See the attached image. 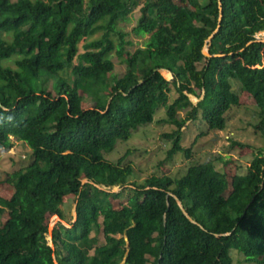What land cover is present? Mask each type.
<instances>
[{
  "label": "trees",
  "instance_id": "trees-1",
  "mask_svg": "<svg viewBox=\"0 0 264 264\" xmlns=\"http://www.w3.org/2000/svg\"><path fill=\"white\" fill-rule=\"evenodd\" d=\"M82 2L0 0V149L12 147V136L31 150L3 181L10 194L0 195V264H234L231 250L264 264V148L230 178L210 159L177 179L149 176L118 192L110 190L127 184L131 167L103 156L160 107L162 122L173 126L164 134L168 157L189 156L182 128L200 116L205 130L194 141L224 130L226 112L240 100L233 82L253 99V128L264 136V42L256 38L264 32V0H220L210 43L218 0H89L86 14ZM140 4L131 33L148 38L130 52L117 23ZM206 45L220 56L206 58ZM112 52L126 70L110 80ZM66 69L71 82L60 74ZM202 93L196 105L187 95ZM70 195L76 219L70 227L57 223L52 247L49 219L63 218Z\"/></svg>",
  "mask_w": 264,
  "mask_h": 264
},
{
  "label": "rangeland",
  "instance_id": "rangeland-1",
  "mask_svg": "<svg viewBox=\"0 0 264 264\" xmlns=\"http://www.w3.org/2000/svg\"><path fill=\"white\" fill-rule=\"evenodd\" d=\"M200 2L205 4L206 0H200ZM140 6L141 4L128 15V20L117 23L118 30L126 33L125 40L132 42L131 45L126 46V49L130 52H133L137 48H143L148 38L147 34L136 36L131 33L132 27L137 24ZM89 7V0H83L81 5L82 13L86 14ZM99 36L100 33H97L88 40ZM256 38L260 41L263 40L264 32L257 34ZM83 42L78 45L79 52L83 51L81 46ZM110 59L114 65V69L109 76V79L112 80L115 77L121 76L125 72L126 66L114 52L111 53ZM77 62V59H75L74 64ZM5 65L14 66L13 60L6 61ZM158 72L160 73L159 70ZM68 73L69 70L66 69V71H62L60 74L66 77L67 81L71 82V77L67 75ZM164 79L168 80L170 78L164 77ZM54 81L56 79L49 81V88H53ZM232 87L239 95L240 100L238 105L232 106L226 112V126L224 130L207 132L194 141L195 137L205 130V124L201 123L200 116L195 121H188L182 128L183 132L180 143L184 149L192 145L189 156H186L185 151H178L168 157V151L172 148V142L164 134L170 132L173 126L162 122V119L166 117L163 107L155 111L152 122L140 125L132 132L128 140L117 141L114 149L104 153L103 156L112 163H117L120 160L121 166L130 165L131 175L128 177L125 186L114 187L110 191L118 192L124 188L132 189L134 188L133 184L138 186L149 176L168 175L173 179H177L186 172L189 166L210 159H214L216 169L226 173L229 178L235 173H245L258 150L264 148V136L253 128V125L258 120V109L253 99L246 92L241 91L238 83L233 82ZM175 96L176 93L172 89L169 93V102ZM197 98L190 97V100L196 105L202 100L203 93ZM177 115L180 118L183 117L185 110L178 111ZM10 141L13 144L10 149H0V195L2 196H9L10 194L9 187L3 181L11 172L26 165L29 162L31 153L26 143L16 140L12 136H10ZM232 141L242 143L245 146L235 145L232 147ZM218 156L220 158L216 159ZM82 182L85 183V180ZM127 194L128 191H125V195ZM75 206V198L71 195L66 196L60 206L63 218H60L58 215L50 217L48 240L52 247L51 235L53 228L56 227L57 223L70 227V224L76 219ZM5 218L6 214L4 212L0 213V220H4ZM94 235H96L99 242H103L101 233H95L94 231L90 233V236ZM230 255L234 264H255L244 261L242 255L237 250H231Z\"/></svg>",
  "mask_w": 264,
  "mask_h": 264
},
{
  "label": "water",
  "instance_id": "water-1",
  "mask_svg": "<svg viewBox=\"0 0 264 264\" xmlns=\"http://www.w3.org/2000/svg\"><path fill=\"white\" fill-rule=\"evenodd\" d=\"M218 7H219V18H218V26H217V28L213 31V33L207 38V43H210V41L212 40V37L216 34V32L218 31V28H219V24H220V21H221V18H222V9H221V2H220V0H218ZM262 42H264V39L263 40H261ZM203 55L206 57V58H208V59H210V58H212V57H215V56H220L219 54H214V55H211L209 52H208V45H206L204 48H203ZM155 72H157V70H155ZM171 74V77H170V79H168V81H172L173 80V75H172V73H170ZM188 95V97H189V99H190V97H193V98H195V99H198L196 96H194V95H192V94H187ZM84 181V180H83ZM85 182H87V180H85ZM98 186V185H97ZM101 188V187H100ZM169 195H172L171 193H168L167 194V196H169ZM173 197H174V199L176 200V202H177V204H178V206H179V208L181 209V211H182V213L192 222V223H194V224H198L196 221H194L193 219H191L189 216H188V214H187V212L185 211V209L183 208V205H182V203H181V201L179 200V198L177 197V196H175V195H172ZM199 226H201L200 224H198ZM202 227V226H201ZM229 233H227V234H225V235H228ZM218 236H220V235H218Z\"/></svg>",
  "mask_w": 264,
  "mask_h": 264
}]
</instances>
